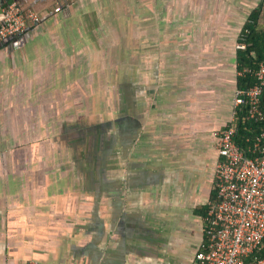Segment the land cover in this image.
I'll return each instance as SVG.
<instances>
[{
  "label": "crops",
  "instance_id": "obj_1",
  "mask_svg": "<svg viewBox=\"0 0 264 264\" xmlns=\"http://www.w3.org/2000/svg\"><path fill=\"white\" fill-rule=\"evenodd\" d=\"M263 3L21 4L41 19L0 42V264H195Z\"/></svg>",
  "mask_w": 264,
  "mask_h": 264
},
{
  "label": "built area",
  "instance_id": "obj_2",
  "mask_svg": "<svg viewBox=\"0 0 264 264\" xmlns=\"http://www.w3.org/2000/svg\"><path fill=\"white\" fill-rule=\"evenodd\" d=\"M40 19L37 11L9 2L0 15V42L24 33ZM237 48L244 45L238 43ZM253 74L256 83L246 89L235 88L230 118L224 128L214 132L218 153L214 197L207 202L204 239L195 264H264V255H259L264 243V114L259 108L264 92L263 62ZM243 109L246 118L258 126L251 129V137L241 138L240 144L236 137L245 121Z\"/></svg>",
  "mask_w": 264,
  "mask_h": 264
},
{
  "label": "trees",
  "instance_id": "obj_3",
  "mask_svg": "<svg viewBox=\"0 0 264 264\" xmlns=\"http://www.w3.org/2000/svg\"><path fill=\"white\" fill-rule=\"evenodd\" d=\"M263 14L264 3L259 4L250 12L240 32L238 43H242L244 48L237 50V69L238 72H242L237 77L236 88L238 89H246L253 86L256 83V77L253 72L258 68L259 63H264V25L259 23ZM244 69L249 71L243 72ZM259 108L264 114V92L260 96ZM245 109H243L245 121L240 125L238 136L236 137V141L240 144H243L241 138L251 137L254 134L251 129L255 130L258 126L256 122L246 118ZM213 197L214 190L210 199H213ZM259 255H264V243Z\"/></svg>",
  "mask_w": 264,
  "mask_h": 264
},
{
  "label": "water",
  "instance_id": "obj_4",
  "mask_svg": "<svg viewBox=\"0 0 264 264\" xmlns=\"http://www.w3.org/2000/svg\"><path fill=\"white\" fill-rule=\"evenodd\" d=\"M10 1H16L19 4H23L24 2H28L29 0H0V15L3 12V9L9 4ZM39 0H33V2H37ZM42 1V0H41ZM29 29H27L25 32H27ZM26 34V33H25ZM24 37L23 33L17 36L8 37L5 40H16L19 43H21L22 38Z\"/></svg>",
  "mask_w": 264,
  "mask_h": 264
}]
</instances>
